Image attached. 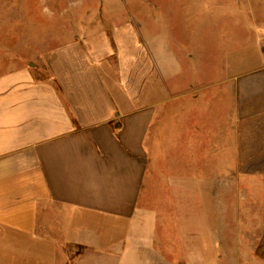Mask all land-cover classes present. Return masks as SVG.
Segmentation results:
<instances>
[{
	"label": "crops",
	"instance_id": "0c3cea01",
	"mask_svg": "<svg viewBox=\"0 0 264 264\" xmlns=\"http://www.w3.org/2000/svg\"><path fill=\"white\" fill-rule=\"evenodd\" d=\"M25 2L0 21V264H198V220L205 250L246 241L206 188H264V0H216L203 53L156 4Z\"/></svg>",
	"mask_w": 264,
	"mask_h": 264
},
{
	"label": "rangeland",
	"instance_id": "374dc122",
	"mask_svg": "<svg viewBox=\"0 0 264 264\" xmlns=\"http://www.w3.org/2000/svg\"><path fill=\"white\" fill-rule=\"evenodd\" d=\"M138 1L140 8L144 9L147 13L148 7L144 6L146 4H156L160 6L164 11L160 12L165 14L166 18L170 21L176 28L181 30L190 31V27H199L197 31L199 37L201 38V44H198V50L200 53L206 52L210 49L212 43L209 42L210 36H215L220 34L219 30L213 26L214 18L210 12V6L213 5L216 0H135ZM237 1V0H236ZM142 5V6H141ZM31 3L26 4L25 0H0V21L4 22L10 21H20L27 20L30 21L33 17V12L29 11L28 8ZM154 12V11H153ZM200 15V16H199ZM41 29V28H39ZM16 30V28L14 29ZM31 30V29H30ZM30 30L26 34H31ZM38 30V29H37ZM44 35L49 34V28L41 30ZM11 34H14L12 32ZM33 34V33H32ZM208 40V41H205ZM214 61L217 63H222L224 58L218 57L217 54L214 57ZM217 66V65H216ZM208 190V195H213L214 200L217 202L208 203V210H218V211H230L235 212L236 219L230 220L233 225H231V230L236 227V225H241L243 222L250 227L249 240L243 242V236L241 234L236 235L234 231L230 234L219 236L220 239H224L223 244L219 245V250L217 253H212L210 247L205 250L202 244L210 238L211 236H203L200 233L202 231V226L200 224L201 220H198V264H264V234H260L258 226L264 223V202L256 200L244 201L243 195L251 196H263L264 188L258 186H251L250 188H244L242 186L231 187H217V188H206ZM210 198V197H209ZM223 200V201H222ZM250 211L254 214V217L250 219L241 218V215H237V212ZM226 223L227 220H224ZM202 223V222H201ZM248 243L250 247L248 249ZM236 247L240 249H236ZM244 248V249H242ZM189 262V261H187ZM190 264V263H187Z\"/></svg>",
	"mask_w": 264,
	"mask_h": 264
}]
</instances>
